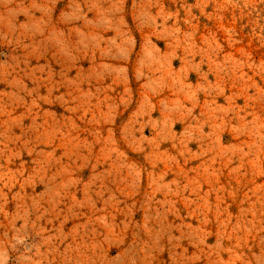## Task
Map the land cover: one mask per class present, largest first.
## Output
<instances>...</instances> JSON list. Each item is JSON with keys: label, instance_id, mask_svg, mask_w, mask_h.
Returning a JSON list of instances; mask_svg holds the SVG:
<instances>
[{"label": "rangeland", "instance_id": "1", "mask_svg": "<svg viewBox=\"0 0 264 264\" xmlns=\"http://www.w3.org/2000/svg\"><path fill=\"white\" fill-rule=\"evenodd\" d=\"M0 264H264V0H0Z\"/></svg>", "mask_w": 264, "mask_h": 264}]
</instances>
